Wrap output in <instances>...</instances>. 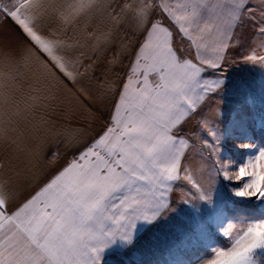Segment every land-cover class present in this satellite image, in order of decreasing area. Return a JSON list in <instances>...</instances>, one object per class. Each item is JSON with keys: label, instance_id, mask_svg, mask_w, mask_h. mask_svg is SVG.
Returning <instances> with one entry per match:
<instances>
[{"label": "snow or ice", "instance_id": "6c2138e0", "mask_svg": "<svg viewBox=\"0 0 264 264\" xmlns=\"http://www.w3.org/2000/svg\"><path fill=\"white\" fill-rule=\"evenodd\" d=\"M249 2L231 0L229 28L238 26ZM94 3L84 0L78 11ZM198 7H207L206 0L193 3L192 13L183 15H176L163 0H143L139 7L129 9L145 38L114 105V126L107 127L13 212H8L10 197L0 184V230L15 225L23 232L21 238L16 232L9 235L11 228L4 232L0 264H100L101 253L117 238L131 242L137 221L152 222L168 208L165 194L181 179V160L188 147V141L174 133L204 99L197 89L213 91L222 81H202L201 68L178 56L171 43L173 33L152 13L159 8L188 35L184 25L191 22ZM18 23L57 70L74 79L65 71L62 58L54 55V45L41 37L31 22L21 19ZM225 47L227 42L222 40L215 60L206 62L217 67ZM244 59L255 62L264 57L251 54ZM153 74L158 77L155 86L149 80ZM204 126L208 128L207 121ZM183 179L191 182L192 177ZM198 199L211 203V192H199ZM17 221L27 226L20 228ZM221 264H254V256L245 255L243 262L226 257Z\"/></svg>", "mask_w": 264, "mask_h": 264}, {"label": "crops", "instance_id": "0c3cea01", "mask_svg": "<svg viewBox=\"0 0 264 264\" xmlns=\"http://www.w3.org/2000/svg\"><path fill=\"white\" fill-rule=\"evenodd\" d=\"M5 2L4 7L0 9V184L4 186L7 195L10 197L8 204V212L10 213L36 194L46 182L54 177L65 165L78 157L94 141L90 140L88 132L86 134L81 132L79 136L74 137L71 132H68V128L72 126V123H67L69 126H66L65 130L62 127V123L59 126L57 122L58 108L61 107L62 110L64 107L57 106V90L50 88L48 81L56 83L57 74H60L84 98H106L107 100L104 101L91 100V104L102 107L105 102L111 103L112 113L122 87L120 86L116 89L112 86L110 90L106 88L102 94L93 92L94 94L91 95L87 91L89 88H93V91L100 89L97 86L93 87L91 83L93 80L101 81L103 79L95 76L98 72L95 66H100L103 74L106 71L105 63L111 60V56L109 58L106 57L105 60V56H89L87 53L84 55V49L91 45L93 48L99 49L97 45L102 43L103 40L99 36L100 30H97L96 33V31H91L92 29L89 28L81 32V24L85 27L89 22L91 24L96 19L102 18L105 12H110L111 21L113 22V17L116 15L114 8L117 7L118 2L116 3L115 0H95L91 7L85 6L83 12L78 11V8L84 0H5ZM156 2L159 3L160 0H156ZM163 2H166V4L170 2L172 6L169 7L173 12H192V4H198L199 0H163ZM172 2H176V5H173ZM206 3L207 7H198L196 9V15L199 17L198 25L193 23L190 26L185 23L184 27L188 30V35L182 32V38L185 42L179 45L178 41L175 43L171 39L172 47L178 56L190 59L198 67L204 68L203 73L216 69L220 70L219 66L227 62L226 56L228 50L232 47L233 36L237 28V26L233 28L228 26V12L231 0H206ZM157 11L161 10L158 8L153 11L152 16ZM244 12H264V0H250ZM129 14L128 42L130 56L127 60L128 77L131 75L130 66L133 63L135 53L145 38V31L137 28L132 12H129ZM21 19L31 22L34 30L54 45V55L57 59L62 58L65 71L74 79L57 70L50 58L33 44L18 23ZM220 25L222 27L218 28ZM138 31L142 35L140 42H138L137 37ZM82 36L84 39L81 42L80 37ZM222 40L227 42V47L220 53L223 59L218 62L217 67H212L206 61L215 60L216 49L220 46ZM86 42L88 44L85 46ZM182 49H187L190 52H184ZM240 58L242 60L240 66L233 64L232 68L230 67L234 72L247 65L248 61L243 59L242 55ZM257 65L259 72L256 73L262 79L259 87L263 95L264 61L262 63L258 62ZM227 69L224 70L226 73L228 72ZM231 75H228V77H231ZM151 77L158 79L155 74L151 75L149 79ZM139 78L143 79L142 76ZM80 82L81 85L79 84ZM197 91L200 93L201 89L198 88ZM209 94H211V91ZM200 104L197 105V108ZM256 107L258 106L256 105ZM259 108L261 107L259 106ZM228 123H231L230 126L232 128V123L234 122L227 121L222 126ZM239 125L240 128L246 126V129H254V135H249L248 138L243 137L245 140H241V143L232 142L236 145L235 148L232 147L233 144L230 142L232 148L229 149L232 151L229 155L227 150L225 162L231 163L229 168L225 170L235 171L245 163L247 157L254 156L260 148L255 139V129L257 128L255 126L252 127L249 122H244V117ZM245 143H252L257 147L253 149L240 147V145ZM250 179L251 177H246L239 182L224 180V183L221 182V184L214 187L205 186V189L208 190H204V193L210 191L211 198L215 197L216 201L214 202H217L213 207L209 202L204 203V207H209L210 210L203 208L200 199L196 198L197 207L201 208L202 214L199 222L192 218L191 222L187 223L190 225L200 224L201 219H203L208 225L204 232L206 237L209 236L212 239L215 244L214 247L221 245L217 243L211 231L215 229L220 232L221 218L225 225L233 220L244 222L247 219H251L231 215L228 210L234 203L250 201L259 202V204L264 203V197L257 199L255 197L241 198L233 194L232 189L240 188L243 184L249 183ZM202 189L204 188H192V192L199 194ZM173 191L165 194L168 197V208L172 205L169 196L172 195ZM188 204L189 206L182 204L183 208L185 210L189 209L188 213L193 217L195 213L194 209V213L192 212L193 203L189 202ZM167 209H164L152 222L137 221L131 242L138 241L146 233L142 226L146 228L147 225L157 223L159 219H162L161 216ZM21 219L23 220L24 218L22 217ZM16 225H19L20 228L27 226L21 224V221H17ZM9 228L12 229L9 235L16 232L17 238L23 236V232L19 231L15 225H6L3 230H0V238L3 237L4 232L8 231ZM195 238L196 240L201 239L199 235L194 233L193 239ZM115 241L118 245L120 239L117 238ZM114 246H116L115 242L103 250L100 264H106V256L114 255ZM197 247L198 249L194 251L192 261L188 260L189 254L184 248H182L183 252L173 254V256L178 257L180 255L179 257L184 259L182 261L183 264H202V261L212 253L204 254L202 257L200 256L201 249L199 244ZM259 254H264V249H257L253 253L254 264H258L256 256ZM195 255L198 256L195 257Z\"/></svg>", "mask_w": 264, "mask_h": 264}, {"label": "rangeland", "instance_id": "374dc122", "mask_svg": "<svg viewBox=\"0 0 264 264\" xmlns=\"http://www.w3.org/2000/svg\"><path fill=\"white\" fill-rule=\"evenodd\" d=\"M115 2H118V5L114 8L116 15L113 17V22L111 21L110 12H105L102 18L96 19L93 23L90 24L89 22L85 27L81 24V32L89 28L92 29L91 31H96V33L97 30H100L99 36L103 40L102 43L97 45L99 49L93 48L91 45L83 50V54L105 56V60L106 57L109 58L111 56V60L105 63L106 71L104 70V75L101 72L100 66H95L98 69L95 76L103 79L101 81H91L93 87L97 86L100 88L95 91H93V88L87 89L91 95L94 94L93 92L102 94L106 88L110 90L112 86L116 89L120 86L122 87L129 75L127 72V60L130 56L128 24L130 22L129 12L131 11L129 9L139 7L143 3V0H115ZM5 3V0H0V9L4 7ZM172 4L176 5V2H172ZM167 5L172 6L170 2H167ZM174 13L176 15H183L192 12ZM153 17L162 20L163 24L170 29L173 33L171 39L175 43L178 41V44L181 45L185 42L179 26L171 22L167 13L157 11L154 12ZM198 18L196 15L190 23L186 24L192 26L195 23L198 25ZM221 27L222 25L218 26V28ZM262 28H264V12H243V18L233 36L232 47L228 50L226 56L227 62L220 65V70L216 69L217 71H205L203 73L204 68H201L200 78L202 81L211 82L220 80L222 83L219 88L213 90L215 91L214 93L211 91L209 95L210 91H200V94L204 96V99L200 101L201 104L199 103L202 106L200 107L199 105L195 114L191 115L174 133L178 137L186 139L188 147L185 148V154L181 160V179L174 185V191L169 196L172 205L165 210L161 216L162 219H159L157 223L147 225L146 228L142 226L146 233L138 241L125 242L120 240L118 245L115 241V253L114 255L106 256V264H183L182 261L184 259L179 257L180 255L176 257L173 254L183 252L182 248H184L189 254L188 260L192 261L194 251L198 249V244L201 249L200 256L211 253V249L215 244L209 236L206 237L204 229H207L208 225L205 221L201 219L200 224L194 225L187 223L191 222L192 218L199 222L200 215L202 214V210L197 207L196 202L199 194L192 192V188H204L201 190L204 192V190H208L205 189V186L214 187L221 184V182L224 183L223 172L226 169L224 165L227 150L230 155L232 150L229 148L236 147L232 142L241 143V140L244 139L243 137L248 138L249 135H254V129H246V126L240 128L239 124L243 117L244 122H249L252 127L255 126L257 128L255 129L256 132L258 129L264 128V94H261V88L259 87L262 79L256 73L259 72L257 70V63H262L264 60L257 59L255 62H247L246 67L237 69L236 72L230 69L233 64L240 66V63H242L241 55L243 59L251 54H255L257 57H264V32L261 31ZM99 36L97 37L100 38ZM137 37L138 42H140L142 35L139 34V31ZM80 39L82 42L83 36ZM87 44L88 42L85 43V46ZM182 51L190 52L187 49H182ZM228 67L229 69H227ZM225 69L228 70L227 73L224 71ZM231 73L233 74L231 75ZM228 75H231V77H228ZM149 80L153 86L158 82V79L156 80L154 77H151ZM48 83L50 88L57 90V106L64 107L62 110L61 107L58 108L57 122L59 126L62 123L64 130L66 126H69L67 123H72L71 128H68V132H71L74 137L79 136L81 132L85 134L88 132L90 140H95L103 134L107 127L114 126L111 122V103L105 102V104H102V107L91 104V100L104 101L107 100L106 98H84L60 74H57L56 83L49 81ZM79 84L81 85V82ZM228 107L229 109L227 110ZM121 115L126 116L127 113L122 112ZM205 121L208 122V128H211L212 131H209L204 126ZM227 121L234 122L232 123V128L230 126L231 123L222 126ZM255 139L257 140V138ZM258 145L263 147L259 142ZM185 175L192 177L191 182L183 179ZM185 199L193 203L192 212L194 213L195 211L193 217L189 215V209L185 210L183 208L182 204L189 206L188 203L184 202ZM214 201H216V198L212 197L210 203L212 207L217 204ZM200 202L203 208L210 210L209 207H204V203H208L207 199L200 200ZM243 203H251L264 208V203L259 204L256 201ZM216 211L219 213L218 210ZM228 212L233 215L230 208ZM220 222L219 227L222 229L225 223L222 218ZM194 233L201 237V239L199 238L200 241L199 239L196 240V238L193 239ZM215 233L225 239L220 232L213 229L211 234L216 241ZM228 241L231 244V240ZM217 243L219 242L217 241Z\"/></svg>", "mask_w": 264, "mask_h": 264}, {"label": "clouds", "instance_id": "9594fccd", "mask_svg": "<svg viewBox=\"0 0 264 264\" xmlns=\"http://www.w3.org/2000/svg\"><path fill=\"white\" fill-rule=\"evenodd\" d=\"M245 149L256 148V145L245 143L240 145ZM231 162H225L229 168ZM251 177L250 182L240 188L232 189L235 196L241 198L264 197V147H260L254 156L246 158L245 163L235 171L225 170L223 178L226 181L239 182ZM221 235L232 244L228 248L216 246L211 249V255L202 264H221L226 257L233 261L243 262L245 255L252 254L257 249H264V217L247 219L244 222L229 221L222 229Z\"/></svg>", "mask_w": 264, "mask_h": 264}, {"label": "trees", "instance_id": "16d2710c", "mask_svg": "<svg viewBox=\"0 0 264 264\" xmlns=\"http://www.w3.org/2000/svg\"><path fill=\"white\" fill-rule=\"evenodd\" d=\"M256 138L258 142L264 147V128L258 129L256 132ZM233 215H242L248 218H260L264 217V208L251 203H234L230 207ZM217 241L223 247L230 245V241L221 238L219 234L215 233ZM256 261L258 264H264V254H259L256 256Z\"/></svg>", "mask_w": 264, "mask_h": 264}]
</instances>
